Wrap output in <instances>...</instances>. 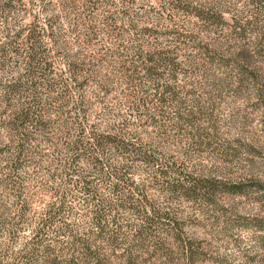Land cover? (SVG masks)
Returning <instances> with one entry per match:
<instances>
[{"label": "trees", "instance_id": "1", "mask_svg": "<svg viewBox=\"0 0 264 264\" xmlns=\"http://www.w3.org/2000/svg\"><path fill=\"white\" fill-rule=\"evenodd\" d=\"M23 1L33 12L28 23L19 28L7 23L1 28L6 36L0 39V70L14 60L21 64L16 76L10 73L0 80V102L8 115L3 124L9 133L4 142L9 152L6 180L12 187L18 183L24 187L22 173L28 150L35 145L33 132L45 131L51 123L46 106L59 102L70 127L61 131L67 135L57 151L64 188L61 194L62 186L57 188L58 209L50 211V224L68 203L77 202L95 216V231L107 234L109 245L126 241L141 248L150 241L157 246L159 233L166 231L162 226L174 235L181 232L184 222L154 202L146 189L148 183L190 201L194 212L204 215L219 206L218 197L223 194L244 195L251 186L264 192L261 182L194 176L184 163L178 165L149 150L151 146L143 144L134 127L138 119L159 124L167 104L178 100L173 84L179 80V55L185 53L181 45L192 40L191 58L197 57L195 52L204 54L211 46H220L216 34L228 25L224 0H0L1 12ZM101 34L109 41L108 48L97 44L103 41ZM198 37L201 40L196 42ZM237 57L243 82L248 71ZM89 86L97 89L95 96L102 93L107 98L116 92L132 110L131 120H119L116 126L99 118L100 122L90 124L93 97L87 92ZM136 162L150 167L146 178L135 179L132 167ZM126 213L141 224L132 220L120 224V216ZM198 214L189 216L190 221L197 222ZM124 229L134 239L124 236ZM61 230L62 226L57 232Z\"/></svg>", "mask_w": 264, "mask_h": 264}, {"label": "rangeland", "instance_id": "2", "mask_svg": "<svg viewBox=\"0 0 264 264\" xmlns=\"http://www.w3.org/2000/svg\"><path fill=\"white\" fill-rule=\"evenodd\" d=\"M224 2L228 25L216 34L220 46H211L204 54L195 52L197 57L191 58L192 40L181 45L185 53L179 55V80L173 84L178 100L167 104L159 124L138 119L134 127L141 133L143 144L151 146L149 150L178 165L184 163L194 176H221L264 186V0ZM25 3L8 12L0 9V30L7 23L17 28L28 23L33 12ZM2 36L6 33L1 30L0 39ZM100 36L103 41L97 44L108 48L109 41ZM95 51L98 54V49ZM234 56L245 62L248 76L243 82ZM20 65L15 60L7 63L5 70H0V80L9 78L10 73L16 76ZM57 66L62 68L59 63ZM87 92L93 97L90 124H97L99 118L116 126L119 120H131L132 110L116 92L107 98L102 93L95 96L94 86ZM59 105L54 102L46 106L51 123L43 133L33 132L35 145L28 150L22 173L24 187L20 183L12 187L6 180L9 152L4 149L9 133L3 124L8 115L0 102V264H264V192L253 186L244 195L223 194L218 197L219 206L204 215L194 212L190 201L148 183L146 189L154 202L184 222L181 232L174 235L168 226H162L166 231L159 233L157 246L150 241L141 248L126 241L109 245L108 235L95 231V216L77 202L68 203L50 224V211L58 209L57 188L62 186L60 194L64 188L57 151L67 135L61 131L70 127ZM117 112L120 115H115ZM132 168L136 180L146 178L150 169L141 162ZM195 213L197 222L190 221ZM120 217V224L127 220L141 224L129 213ZM161 221L167 224L165 218ZM61 226L68 235H63V230L57 232ZM124 230V236L134 239L130 230Z\"/></svg>", "mask_w": 264, "mask_h": 264}]
</instances>
